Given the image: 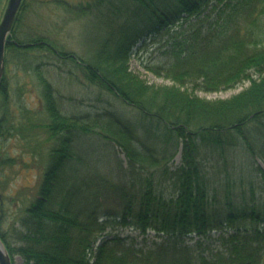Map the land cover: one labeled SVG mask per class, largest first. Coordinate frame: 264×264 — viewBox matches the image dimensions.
Returning <instances> with one entry per match:
<instances>
[{
	"label": "trees",
	"instance_id": "16d2710c",
	"mask_svg": "<svg viewBox=\"0 0 264 264\" xmlns=\"http://www.w3.org/2000/svg\"><path fill=\"white\" fill-rule=\"evenodd\" d=\"M54 1L71 17H93L113 5V0H79L76 5ZM26 3L6 44V71L18 63L39 75L49 115V124L43 126L54 144L47 149L39 197L17 220L23 264H264V195L256 183H264V169L258 163L264 159V0L143 1L142 26L126 25L121 35L100 39L86 58L58 50L51 39L37 33L18 38ZM186 24L179 34L172 33ZM157 37L164 44L153 70L182 90L189 83L203 91L244 81L250 86L216 101L190 97L172 87L162 89V94L145 84V91L134 87L126 65L137 46L149 39L156 44ZM44 57L77 67L92 85L109 89L134 107L139 120H125L109 111L63 115L52 85L40 72ZM6 76L7 72L0 86V126H5L8 114ZM18 125L8 127V137L11 129H21ZM38 140L29 132L22 140L34 149L29 152L34 158L41 146ZM181 146L180 164L169 165ZM116 147L127 158L126 170ZM99 151L132 179L115 187V210L102 211L97 195L90 192L92 184H87V193L78 184L79 160ZM241 155L252 166L248 189L218 190L210 182L211 170ZM9 160L0 162V169L10 165ZM89 181L97 183L91 177ZM165 181L173 187L167 194ZM110 227L115 232L126 227L142 235L152 232L157 240L139 247L128 243L129 237L108 234ZM213 234L222 250L206 251L203 246L210 244ZM0 238L13 256L1 229Z\"/></svg>",
	"mask_w": 264,
	"mask_h": 264
},
{
	"label": "rangeland",
	"instance_id": "374dc122",
	"mask_svg": "<svg viewBox=\"0 0 264 264\" xmlns=\"http://www.w3.org/2000/svg\"><path fill=\"white\" fill-rule=\"evenodd\" d=\"M79 0H70V3L76 5ZM145 3L148 0H143ZM141 0H113V5L103 7L93 15L83 17H71V15L58 7L54 0H27V5L22 13V19L17 28V37L23 39L24 33L39 34L51 39L58 50L64 53L75 54L77 57L91 56L95 52L100 39L116 37L121 35L124 26H142L144 3ZM8 0H0V20L7 5ZM101 11V13H100ZM100 13V14H99ZM187 24L182 29H174L172 33L179 34L185 30ZM160 37L156 38V44L147 40V43L137 46L129 59L126 67L127 74L134 87H139L145 91L143 84L148 85L152 91H160L166 88H176L181 94H188L190 97H198L206 101L228 100L250 86V82L236 84L232 88H223L221 90L200 89L194 83H189L183 90L176 82L169 79L163 74H157L153 69L155 64L160 61L161 53L159 47L164 44L160 42ZM167 38L165 37V40ZM42 57V56H40ZM40 62L44 65L41 74L52 85L55 91V99L58 102L61 113L65 116H85L89 112L103 113L111 112V115H118L125 120L132 122L138 121L137 110L127 105L118 96L107 88L92 85L84 76H81L79 69L71 68L64 63L59 64V60L50 61L49 58H41ZM57 62V64L55 63ZM6 87L8 86V111L5 116V126L3 134H0V162L6 158L10 159L9 164L4 169H0V229L4 237L13 250L15 264H23L24 257L18 252L20 243L16 241V229H20L17 222L21 212L26 207L31 206V202H36L39 197L41 185L44 177L42 174L48 163V151L54 141L51 140L43 125L49 124V115L46 112L44 104V85L40 81L39 75L33 70H25L18 63H12L7 69ZM255 76V75H254ZM253 76V77H254ZM257 79L258 76H255ZM175 85V86H174ZM188 87V91L186 88ZM155 95H152L153 98ZM1 103V100H0ZM3 119V107H0V122ZM22 125L19 131L8 127ZM18 125V127H19ZM31 135L39 137L38 142L41 144L37 148L34 158L29 152L32 148L28 146L26 137L28 132ZM23 140V141H22ZM36 141V139H35ZM35 147V143L31 144ZM116 154L121 167L127 168V158L118 147ZM32 150V151H31ZM182 146L173 162L169 165H179L182 158ZM241 156H231V161L227 166L222 162L211 170L210 182L218 190L233 189L238 190L244 186L249 187L248 170L252 169L247 157L242 160ZM237 158V159H236ZM218 164L217 162H213ZM264 169V159L258 161ZM79 166H82V174H78V184L83 187V192L87 191V184H92L91 193L97 195L98 202L102 204L103 210L117 209V197L115 187H124L131 182L130 175L124 176L116 168L115 162L107 157V153L99 151L95 157L79 160ZM214 165H211V167ZM226 170H225V169ZM69 172V170H68ZM70 173V172H69ZM90 177L98 183V187L93 189L94 181H89ZM94 183V184H93ZM165 194L170 193L173 189L170 181H165ZM260 191L264 195V183L256 181ZM70 184V182H69ZM87 193V192H85ZM103 213V212H101ZM100 213V215H101ZM108 234H120L122 237H129L128 243H134L139 247L149 245L157 240L154 233L142 235L132 231L129 227L117 230L108 228ZM196 240V239H192ZM190 239V241H192ZM210 244L205 243L203 249L206 251H218L221 249V242H218V235L213 234ZM193 243V242H191ZM129 245V244H128Z\"/></svg>",
	"mask_w": 264,
	"mask_h": 264
},
{
	"label": "water",
	"instance_id": "95a60500",
	"mask_svg": "<svg viewBox=\"0 0 264 264\" xmlns=\"http://www.w3.org/2000/svg\"><path fill=\"white\" fill-rule=\"evenodd\" d=\"M24 0H8L0 20V86L6 70V44ZM0 264H13L12 258L0 238Z\"/></svg>",
	"mask_w": 264,
	"mask_h": 264
},
{
	"label": "bare ground",
	"instance_id": "6f19581e",
	"mask_svg": "<svg viewBox=\"0 0 264 264\" xmlns=\"http://www.w3.org/2000/svg\"><path fill=\"white\" fill-rule=\"evenodd\" d=\"M13 264H15L14 260L12 261Z\"/></svg>",
	"mask_w": 264,
	"mask_h": 264
}]
</instances>
